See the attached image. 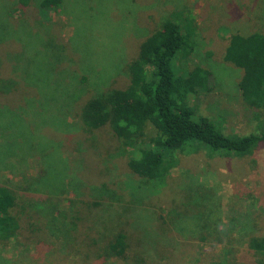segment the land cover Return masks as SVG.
<instances>
[{"label":"rangeland","instance_id":"1","mask_svg":"<svg viewBox=\"0 0 264 264\" xmlns=\"http://www.w3.org/2000/svg\"><path fill=\"white\" fill-rule=\"evenodd\" d=\"M39 1L26 8L27 20L8 10L19 0H0V78L14 79L21 88L13 93L14 101L30 88L14 109L1 107L0 147L27 162L18 165L19 177L1 169L0 182L19 186L49 156L54 185L49 198L58 203L57 214L49 211V229L59 227L67 237L61 215L72 208L70 198L102 204L86 215L91 228L84 230L83 221L78 229L80 245L53 249L49 264H264L248 247L249 234L264 236V145L245 157L209 156L203 150L181 155L161 191L147 195L128 168L120 140L109 128L85 130L79 116L88 99L125 89L127 64L141 43L173 13H182L196 29V45L189 57L178 56L175 72L186 76L202 66L210 73L206 88L191 99L197 114L227 134L260 132L264 108L244 101L237 84L243 71L223 57L231 34L264 32V0H60L58 8L44 12L37 8ZM194 187L209 189L217 205L218 218L208 236L179 225L187 213L168 210L187 212ZM120 228L129 237L127 259L107 250L108 237ZM19 249L10 240L0 245V255L16 260Z\"/></svg>","mask_w":264,"mask_h":264},{"label":"trees","instance_id":"2","mask_svg":"<svg viewBox=\"0 0 264 264\" xmlns=\"http://www.w3.org/2000/svg\"><path fill=\"white\" fill-rule=\"evenodd\" d=\"M32 1L19 0L17 7L8 10L28 20L26 8ZM59 6L60 0H40L37 4L39 12ZM181 15L173 13L141 43L138 55L127 64L129 85L125 89L115 88L97 94L84 102L79 113L85 130L94 132L109 128L120 140L121 150L129 155L128 168L143 183L140 192L147 195L161 191L172 170L179 165L181 155L203 150L209 156L245 157L253 155L260 145H264L262 126L258 133L227 134L209 118L197 114L191 99L199 88H206L210 73L202 66H195L186 76L176 74L175 60L178 56L189 57L196 45V29ZM223 59L243 71L237 84L244 101L252 108L263 109L264 32L231 34ZM29 74L35 78L32 71ZM25 89L27 94L14 101L13 93L21 88L14 79L0 78V119L5 116L1 107L14 109L26 99L30 88ZM3 131L0 130V142ZM4 148L0 147V170L8 171L7 176H21L18 165H26L27 160L24 156L5 155ZM29 177H24L17 187L7 179L0 182V245L14 240L20 247L19 258L10 260L0 255V264H49L53 249L60 250L64 245L76 249L80 245L78 229L82 222L85 221L84 230L85 227L91 228L86 215L102 205L100 201L69 199L72 208L61 215L69 239L59 227L49 229V211L57 214L58 206L49 198V188L54 186L49 181V156H44L37 174ZM189 190L193 197L187 205V212L171 206L168 210L187 213L179 217V225L185 229L194 226L196 233L208 236L218 218L217 205L211 200L209 189L194 187ZM110 196L114 199L113 194ZM78 206L82 208L78 209ZM160 219L165 222L163 215ZM174 220L176 223L177 219ZM50 233L55 235V242L51 241ZM200 236L205 239V235ZM128 238L123 228L115 230L106 243L109 254L127 259ZM69 240L71 245H67ZM248 247L263 262L264 236L249 234ZM164 258L162 256L161 260ZM136 260L146 261V258L136 256Z\"/></svg>","mask_w":264,"mask_h":264}]
</instances>
